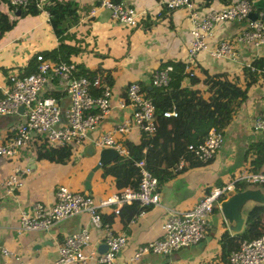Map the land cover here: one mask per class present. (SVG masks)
Returning <instances> with one entry per match:
<instances>
[{"label": "crops", "instance_id": "crops-1", "mask_svg": "<svg viewBox=\"0 0 264 264\" xmlns=\"http://www.w3.org/2000/svg\"><path fill=\"white\" fill-rule=\"evenodd\" d=\"M64 1L73 2L78 20H65L64 15L56 22L57 28L53 22L45 19L43 13L29 11L19 16L20 14L15 13L17 8L8 6L4 0L0 1V11L5 13L9 20L16 19L15 25L0 35V86H8L9 75L15 71L20 72L35 52L57 46L59 36L65 31L80 37V33L87 32L85 24L97 15L102 22H113L112 28L100 23L101 35L97 41H87V36L84 39L80 37L77 43L82 49L71 55L79 71L77 64L80 63L91 70L100 66L104 72H98L104 75L106 72L109 73L107 81L113 88L112 108L89 131L90 139L131 116L130 105L121 107L118 104L125 86L133 81L139 82L148 94L152 87L150 82L152 71L169 59L183 62L190 59L194 76L198 77V81L192 83L189 77H186L182 86L195 87L203 91L204 83L200 68L205 67L210 72H226L230 79L246 88V98L225 129L221 148L213 156L198 160L187 168H181V172L160 187V204L146 206L126 227L117 213L113 215L112 222L107 227L103 222L100 226H94L88 213L83 212L68 216L46 230L18 231L16 226L21 210H29L37 201L43 204L51 203L59 185H67L70 188L69 180H74L76 184V188L72 190L87 192L96 199L105 198L120 190L112 178L102 177L100 167L93 175L90 189L83 191L82 181L88 170L97 162V153L100 150L90 139L71 145L73 151L68 163H55L38 158L36 150L43 143L40 139H31L15 157L0 160L1 180L15 165L28 169L29 159L35 158L33 171L29 170L24 174L21 185L12 193L6 194L4 190L2 191L5 194L0 198V244L11 250L12 254L5 255L0 252V264H53L58 246L65 235L79 231L82 226L89 228L97 250L98 245L105 242L108 229L117 234L125 233L127 244L118 253L114 264H229L220 255L221 246L218 238L225 223L219 208L213 210L205 235L198 243L177 248L166 255L146 253L137 260H133L132 256L139 245L164 235L162 221L168 207L190 209L209 186L222 184L233 178L241 169L250 168V162L256 155L250 145L253 143L264 145V131L255 127V121L264 109V44L255 47L237 45L233 42L237 52L236 58H215L207 50L199 51L194 57L189 58L187 44L191 24L185 7L171 10L166 8L163 0H125L140 12L141 17L136 27H127L126 32L122 33V28H118L120 24L112 19L110 10L97 7L96 1L51 0L50 3L55 5ZM193 1L201 8H220L233 0ZM93 8H96L94 12ZM149 22L151 25L147 27ZM243 25L244 21L238 20L217 24L209 36V46H213L221 38L231 37ZM129 30L132 32L127 37ZM139 32L142 34L148 32L145 41L133 43V34ZM257 60L261 61L258 62L263 67L255 64ZM248 64H252L256 70H251ZM243 67H248L249 73H245ZM44 93L58 97L62 108L67 106L69 99L62 91L56 92L46 87ZM203 96L206 97L207 94L203 93ZM164 100L169 107L176 104L175 99L170 96ZM18 119V115H0V141L11 135L10 125ZM140 136L141 132L133 128L127 138L137 143ZM260 171H264V163ZM113 211L106 208L103 213L107 215ZM70 264L95 263L88 261Z\"/></svg>", "mask_w": 264, "mask_h": 264}, {"label": "built area", "instance_id": "built-area-1", "mask_svg": "<svg viewBox=\"0 0 264 264\" xmlns=\"http://www.w3.org/2000/svg\"><path fill=\"white\" fill-rule=\"evenodd\" d=\"M8 6L27 8L33 3L36 11L43 13L50 21L51 12L48 8L51 0H4ZM97 7L110 10L114 21L127 27L138 24L141 14L125 0H94ZM255 0H233L220 8H201L193 0H163L166 8L175 9L185 7L191 24L190 36L187 44L189 58L197 52L207 50L215 58H236L235 44L258 47L264 44V7H255ZM96 8H93V12ZM254 11V19L249 13ZM244 21L241 27L231 37L221 38L213 46H209L208 39L213 28L223 22ZM37 70L20 74L19 71L9 75V85L0 86V115H18L19 119L10 125L11 135L0 141V160L11 159L24 148L31 139H40L48 146L64 144L76 145L83 140L90 139L89 131L93 129L107 114L113 105L112 85L104 78V73L96 72L92 76L81 74L74 62L49 61L43 59L38 52ZM185 63L184 70L189 76L192 70L190 59ZM251 70H256L248 64ZM172 65L158 67L151 73V85L166 86L171 76ZM55 81L62 86V92L68 97V104L61 107L58 97L45 94V81ZM119 106L130 105V117L122 119L112 128L96 135L90 141L98 148L112 147L119 155L128 156L129 150L122 143L121 138H127L133 128L139 132L152 133L156 128L155 107L139 82L128 83L118 102ZM23 109L19 112L18 108ZM164 116H176L178 110L172 105L163 110ZM255 127L264 131V109L259 113ZM224 134L214 128L209 129L200 141L190 144L189 148L198 159L204 160L213 156L223 145ZM145 148L143 149V151ZM139 170V185L137 189L124 187L119 192L111 193L105 198L96 199L87 192L70 189L67 185H59L54 192L51 203L34 202L29 210H21L16 229L46 230L64 218L86 212L94 226L102 224L103 210L111 208L115 213L123 203L138 201L140 205H157L161 202L157 178L146 167L144 159L135 162ZM184 160L177 161L176 169L184 167ZM29 169L15 165L0 180V198L6 193H12L22 183V178ZM250 183L264 185V171L241 169L237 174L223 182L210 186L195 205L187 210L170 208L165 211L162 221L164 235L139 245L133 253L132 259L137 260L146 253L166 255L173 250L198 243L205 235V229L215 207L219 208L220 201L227 191L238 189V184ZM4 190L5 193L2 191ZM142 212V211H141ZM107 250L99 252L91 239L87 226L74 233L67 234L59 244L57 257L53 264H70L73 262L95 264H114L118 253L126 246L125 233H114L107 230L105 234ZM0 252L5 255L12 251L0 244ZM229 264H264V233L244 239L239 247L232 250L228 256Z\"/></svg>", "mask_w": 264, "mask_h": 264}, {"label": "trees", "instance_id": "trees-1", "mask_svg": "<svg viewBox=\"0 0 264 264\" xmlns=\"http://www.w3.org/2000/svg\"><path fill=\"white\" fill-rule=\"evenodd\" d=\"M48 8L52 18H50V22L54 23L55 28H57L56 22L64 15L65 20H78L72 1H64L55 5L50 3ZM29 11L37 13L33 3H30L26 9L22 8L19 16ZM15 23L16 19L9 20L8 16L0 11V35L5 30L11 29ZM150 25L151 23L149 22L146 26L149 27ZM71 34L73 35V33L65 31L59 36L57 46L35 52L28 59L27 64L20 69V74H28L37 70L39 61L36 58V54L38 52L43 55L45 60L73 62L71 55L81 51L82 47L77 41L74 42V39L70 38ZM258 61H255V64L258 67H263L259 63L261 61ZM166 64L172 65L171 79L168 85H152L147 94L155 107L156 128L154 132H141L140 141L137 143L122 137V143L129 150V155H118L112 162L101 166L102 177L109 176L112 178L119 189L124 187L138 188L139 170L135 162L141 159H144L146 167L157 178L158 188L160 189L165 182L182 171L176 169L177 161L180 158H183L185 163L183 168H187L190 164H195L200 160L189 148V145L203 139L211 128L224 133L233 116L245 101L246 88L230 79L224 71L210 72L207 68L201 67L200 72L204 89L200 91L199 88L182 86L186 77H189L192 83L198 81V77L187 75L183 61L169 59L163 62L162 66ZM77 65L80 68L79 72L88 76H92L96 71L104 72V70L100 69V66L91 70L80 63ZM249 70L248 67H243L245 73H249ZM104 78L109 81V73L106 72ZM203 93L207 94V96H203ZM56 94L58 95V93ZM167 96L175 99V105L178 110L176 116H164L162 113L164 109L169 107L164 100ZM144 148L145 150L143 151ZM250 148L253 149L256 155L252 158L249 169L260 171V167L264 163V145L253 143ZM72 151L73 149L69 144L52 147L43 143L36 150V155L38 158L55 163H68L71 160ZM244 185V183L239 182L237 187L239 189ZM209 188L210 186L207 189ZM145 207L136 200L123 203L117 212L123 226L126 227ZM214 210H218V208L215 207ZM114 214V211L107 215L102 213L101 221L105 223L104 225L108 227L111 224ZM223 226L224 228L218 238L221 246L220 255L229 262L228 256L230 252L237 249L244 239H251L264 233V205H256L247 212L246 223L240 233L231 234L225 224Z\"/></svg>", "mask_w": 264, "mask_h": 264}, {"label": "water", "instance_id": "water-1", "mask_svg": "<svg viewBox=\"0 0 264 264\" xmlns=\"http://www.w3.org/2000/svg\"><path fill=\"white\" fill-rule=\"evenodd\" d=\"M255 7H264V0H255L253 2ZM21 9L18 7L15 13L19 15ZM256 13L254 11L249 13V17L254 19ZM45 86L56 92H61L63 87L54 85L50 80L45 81ZM23 109L22 106L18 108L19 112ZM119 153L112 147H103L98 151L97 162L86 173L82 185L85 190L90 189L91 180L94 173L103 165L112 162ZM34 157H31L27 163V167L30 171H33ZM256 205H264V186L252 185L246 183L242 188L232 189L227 191L225 197L220 201L219 211L222 215L226 228L231 234L240 233L243 231L247 212L250 211ZM107 250V244L105 242L98 245V251L104 252Z\"/></svg>", "mask_w": 264, "mask_h": 264}, {"label": "rangeland", "instance_id": "rangeland-1", "mask_svg": "<svg viewBox=\"0 0 264 264\" xmlns=\"http://www.w3.org/2000/svg\"><path fill=\"white\" fill-rule=\"evenodd\" d=\"M98 17L99 16L97 15L96 18L90 19L85 24V28H86L85 31H87V32L86 33L84 32L85 34L84 33H80L81 34L80 37L82 39H84L85 36H87V38H86L87 41H97V38L101 35V32L99 31V27H100L101 24L104 25V26H108L109 28L110 27L112 28L113 22H110V21L109 22L108 21H103L102 22V21H100V19ZM119 26L120 27H118V28H122V33L123 32L125 33L126 30H127V26H125L123 24H120ZM115 27H116V25H115ZM134 27H136V26H134ZM155 29H156V27H155ZM131 32H132V30H129L128 31L127 37H129V35L131 34ZM146 33H148V32H144V34H142L141 32H139L138 34H133V38H134L133 39V43H136L139 40L140 41L142 40L144 42L145 39H146ZM80 37L77 34H73V35L71 34L70 35V38H73L75 41H80V39H81ZM68 185L70 186L71 189H75L76 188V184H75V181L74 180H69ZM83 191H85V189Z\"/></svg>", "mask_w": 264, "mask_h": 264}]
</instances>
